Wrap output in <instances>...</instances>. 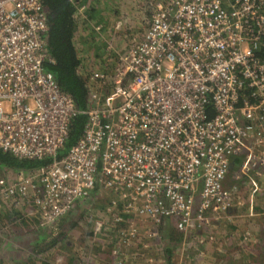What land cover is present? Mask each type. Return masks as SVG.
<instances>
[{"label": "built area", "instance_id": "built-area-1", "mask_svg": "<svg viewBox=\"0 0 264 264\" xmlns=\"http://www.w3.org/2000/svg\"><path fill=\"white\" fill-rule=\"evenodd\" d=\"M44 4L0 0V149L53 158L1 177L0 200L27 203L52 225L101 182L123 210L157 225L174 219L193 230L228 212L231 158L247 150L250 164L264 163V0L158 3L85 110L46 67ZM82 113L81 137L59 157Z\"/></svg>", "mask_w": 264, "mask_h": 264}, {"label": "rangeland", "instance_id": "rangeland-1", "mask_svg": "<svg viewBox=\"0 0 264 264\" xmlns=\"http://www.w3.org/2000/svg\"><path fill=\"white\" fill-rule=\"evenodd\" d=\"M164 1L93 0L91 19L88 11L78 9L74 40L83 58L80 73L90 89H101L115 77L121 56L144 38L156 5ZM75 3L77 8L89 5L87 0ZM95 74L104 76L105 83ZM245 151L235 155L242 161L231 164L225 178V187L233 192L229 211L219 218L210 214L209 223L198 229L180 230L174 219L157 225L125 211L101 182L52 225L43 224L27 203L17 209L0 200L2 217L17 210L18 221L22 215L26 219L23 225L11 221L8 233L7 222L0 223V264H29L25 261L38 243L59 236L56 246L42 255L53 264H264V163L250 164ZM21 171L35 169L0 163V178L13 179Z\"/></svg>", "mask_w": 264, "mask_h": 264}, {"label": "trees", "instance_id": "trees-1", "mask_svg": "<svg viewBox=\"0 0 264 264\" xmlns=\"http://www.w3.org/2000/svg\"><path fill=\"white\" fill-rule=\"evenodd\" d=\"M93 0H88L87 10L90 19L93 15V7L90 3ZM45 8L48 12V32L47 41L48 49L53 62L47 63L46 67L54 72L61 87L69 93L78 103L82 110H85L89 104L90 86L88 79L80 73L81 67L83 68V58L79 55L74 40V33L77 26L76 15L78 8L75 0H45ZM89 29V28H88ZM85 32V31H84ZM84 32H81L84 34ZM211 116L213 115L210 109ZM87 122L86 114H79L71 123L69 136L59 157H62L73 144H75L81 137L85 124ZM242 156L231 158L232 164L239 165L242 161ZM53 158L48 157L42 160L21 158L10 152L0 149V163L13 167L15 169L34 170L41 166L49 165ZM11 216L0 215V223H6L5 232L8 233L12 229V222L17 221L19 224H26L24 215L18 218L17 210H13ZM16 215V216H15ZM10 224V225H9ZM59 237H54L52 240H45L36 245L32 250L34 253L29 252V257L25 261L29 264H53L49 259H45L42 255L56 246ZM1 262L4 258H0Z\"/></svg>", "mask_w": 264, "mask_h": 264}, {"label": "crops", "instance_id": "crops-1", "mask_svg": "<svg viewBox=\"0 0 264 264\" xmlns=\"http://www.w3.org/2000/svg\"><path fill=\"white\" fill-rule=\"evenodd\" d=\"M88 1V0H87ZM91 3H92V1H91Z\"/></svg>", "mask_w": 264, "mask_h": 264}]
</instances>
